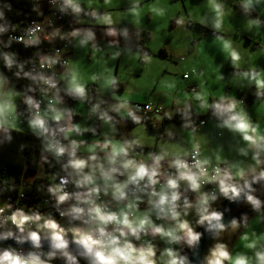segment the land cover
Wrapping results in <instances>:
<instances>
[{
    "label": "clouds",
    "instance_id": "1",
    "mask_svg": "<svg viewBox=\"0 0 264 264\" xmlns=\"http://www.w3.org/2000/svg\"><path fill=\"white\" fill-rule=\"evenodd\" d=\"M47 3L0 0V151L47 194L0 179V264H264V0Z\"/></svg>",
    "mask_w": 264,
    "mask_h": 264
},
{
    "label": "trees",
    "instance_id": "2",
    "mask_svg": "<svg viewBox=\"0 0 264 264\" xmlns=\"http://www.w3.org/2000/svg\"><path fill=\"white\" fill-rule=\"evenodd\" d=\"M13 5V12L10 13V17L16 21L20 19H30L36 17V13L33 11V5L35 0H11ZM13 50L20 54L21 58H27L29 54H33L34 50L26 51L19 44H13ZM44 51H48L49 46L45 42L42 46ZM160 55H164L161 51ZM9 74L10 73H6ZM251 101V97L248 98ZM70 105L73 103L69 101ZM168 122V121H165ZM175 122L179 124L178 118H175ZM151 131V129H150ZM21 139H30L29 137H21ZM29 149H25L23 154H20L16 150V142L4 151H0V179L14 180L18 188L24 190V194L30 199H38L46 193L38 190V186L42 183L40 180H33V176L29 180H23L24 164L29 160ZM27 171L34 175L35 169L29 166ZM17 193H12L14 196ZM226 202V201H225ZM224 202V203H225Z\"/></svg>",
    "mask_w": 264,
    "mask_h": 264
},
{
    "label": "built area",
    "instance_id": "3",
    "mask_svg": "<svg viewBox=\"0 0 264 264\" xmlns=\"http://www.w3.org/2000/svg\"><path fill=\"white\" fill-rule=\"evenodd\" d=\"M35 1L37 2V0H35ZM39 3H40L41 11H43L45 15H48L50 11H54L52 9L51 5H49L47 3V0H39ZM59 17H60V14L57 12L55 14V17H53V19H55V23L57 25L62 26V22L64 20V17L63 18H59ZM31 19H36V20L39 21L40 19H43V17H37L36 16V17L30 18V19H24V21H25V23H27V22H30ZM62 43H64V42L56 41V46H61ZM19 45L23 48V46L21 44H19ZM24 50L30 51V50H34V49L33 48H29V49H24ZM30 55H32V54H29V56ZM17 195H18V193L15 194L14 196H12L13 199H15ZM44 199H47V194L39 197L38 199H30L28 196L24 195V199L21 201V203H27L29 205H33V204H36L38 202L43 201Z\"/></svg>",
    "mask_w": 264,
    "mask_h": 264
},
{
    "label": "rangeland",
    "instance_id": "4",
    "mask_svg": "<svg viewBox=\"0 0 264 264\" xmlns=\"http://www.w3.org/2000/svg\"><path fill=\"white\" fill-rule=\"evenodd\" d=\"M192 3L193 4H197V3H199V0H192ZM237 16H239V13H237ZM69 20H70V17H67V16H65L64 17V20H63V22H62V28L64 29V30H67L68 29V27H69ZM76 55H79V53H76ZM161 57L163 58V56L161 55ZM262 63H264V61H262ZM134 102H146V100H145V98L144 97H135L134 98ZM249 103L251 102V101H248ZM72 106H75L74 105V103H73V105ZM167 124H168V122H165V126H167ZM208 127L209 126H205V130H208ZM33 176V174H30L27 170L25 171V169L23 170V175H22V177H23V180H29L31 177Z\"/></svg>",
    "mask_w": 264,
    "mask_h": 264
},
{
    "label": "water",
    "instance_id": "5",
    "mask_svg": "<svg viewBox=\"0 0 264 264\" xmlns=\"http://www.w3.org/2000/svg\"><path fill=\"white\" fill-rule=\"evenodd\" d=\"M227 203V201L225 202V204ZM233 212L234 213H236V208H235V206H233ZM236 214H238V213H236ZM206 243H209V241L205 238L203 241H202V246H203V244H206Z\"/></svg>",
    "mask_w": 264,
    "mask_h": 264
},
{
    "label": "crops",
    "instance_id": "6",
    "mask_svg": "<svg viewBox=\"0 0 264 264\" xmlns=\"http://www.w3.org/2000/svg\"><path fill=\"white\" fill-rule=\"evenodd\" d=\"M74 103V102H73ZM73 103L71 105H73Z\"/></svg>",
    "mask_w": 264,
    "mask_h": 264
}]
</instances>
